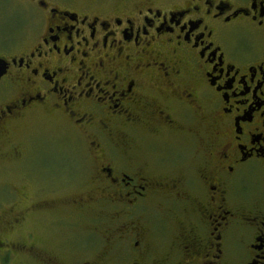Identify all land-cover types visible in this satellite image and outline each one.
<instances>
[{"label":"flooded vegetation","instance_id":"af4514ba","mask_svg":"<svg viewBox=\"0 0 264 264\" xmlns=\"http://www.w3.org/2000/svg\"><path fill=\"white\" fill-rule=\"evenodd\" d=\"M38 120L79 147L0 211L69 198L96 233L1 216L0 264H264V0H0V175Z\"/></svg>","mask_w":264,"mask_h":264},{"label":"rangeland","instance_id":"374dc122","mask_svg":"<svg viewBox=\"0 0 264 264\" xmlns=\"http://www.w3.org/2000/svg\"><path fill=\"white\" fill-rule=\"evenodd\" d=\"M21 15L16 13L10 14V20L13 22L21 18ZM26 133L27 140L33 148L32 152H35V160L25 166L27 171H22L17 168H13L0 175V181L10 179L24 180L22 177L27 178L24 183L26 185L27 194H32L31 190L33 185L39 187L41 181L44 184V179L47 178V167L46 165H52L56 163L71 162L73 159L70 156L72 150L78 148L74 139V132L64 127L63 124L54 123L51 121L38 120L34 123L29 122L19 130L18 134ZM41 152V154H40ZM6 170V169H5ZM47 171V172H46ZM21 175V177H19ZM33 177V178H31ZM37 180V181H36ZM28 181V182H27ZM39 181V182H38ZM50 199V200H49ZM49 206L39 205L45 203L46 198H21L19 202L12 204L8 203L4 205L2 211H0V217L4 216L6 219H10L15 216L16 212H20L24 215L23 227L26 229H32L36 231L38 238L47 239L51 236V241L56 239H68V244H72L73 236H80L86 242H90L92 237L89 234L95 230L88 219L81 221L83 225L75 226L72 225V217L70 208L61 209L63 202L69 198H49ZM64 200V201H63ZM38 203L39 208L36 210H29L33 203ZM60 204L57 208H52L54 203ZM62 203V204H61ZM72 211V210H71ZM4 220V218H2ZM79 240V239H77ZM65 242V241H64Z\"/></svg>","mask_w":264,"mask_h":264}]
</instances>
